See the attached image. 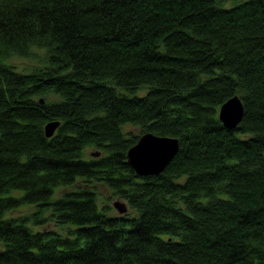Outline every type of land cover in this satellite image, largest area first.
Returning a JSON list of instances; mask_svg holds the SVG:
<instances>
[{
	"label": "trees",
	"instance_id": "16d2710c",
	"mask_svg": "<svg viewBox=\"0 0 264 264\" xmlns=\"http://www.w3.org/2000/svg\"><path fill=\"white\" fill-rule=\"evenodd\" d=\"M224 2L0 1V264H264V0ZM146 132L179 150L139 176Z\"/></svg>",
	"mask_w": 264,
	"mask_h": 264
},
{
	"label": "water",
	"instance_id": "95a60500",
	"mask_svg": "<svg viewBox=\"0 0 264 264\" xmlns=\"http://www.w3.org/2000/svg\"><path fill=\"white\" fill-rule=\"evenodd\" d=\"M239 95H233L219 106V119L228 128H236L244 115V106ZM60 121H50L45 126L46 137H51L58 128ZM175 137L160 136L151 132L143 133L127 153V164L139 176L157 175L164 171L169 161L179 150V140ZM113 206L119 215L128 213L125 202L116 201Z\"/></svg>",
	"mask_w": 264,
	"mask_h": 264
},
{
	"label": "rangeland",
	"instance_id": "374dc122",
	"mask_svg": "<svg viewBox=\"0 0 264 264\" xmlns=\"http://www.w3.org/2000/svg\"><path fill=\"white\" fill-rule=\"evenodd\" d=\"M2 1V0H0ZM241 1L243 2L244 0H229V2H224V6L229 8L235 4L241 3ZM35 53L37 54L35 57H29V58H22L19 56H13L12 58V62L14 65H16L18 67L19 70H23V69H28L32 66H38L40 65L41 61H40V57L43 55V50L41 49H35ZM38 56V57H37ZM130 130H132V132H136L138 133V129L136 128H129ZM104 152H102L99 149H93L90 148L87 150V155L88 156H93V157H98L101 156V154H103ZM97 193H98V199L99 201H102L106 204H109L112 207V211L111 214H119L117 209L113 206L114 202L116 201H121V202H125V200L121 197H111L109 190L107 189V187H105L103 184H97ZM128 213H131L132 210L130 209V207H128Z\"/></svg>",
	"mask_w": 264,
	"mask_h": 264
},
{
	"label": "bare ground",
	"instance_id": "6f19581e",
	"mask_svg": "<svg viewBox=\"0 0 264 264\" xmlns=\"http://www.w3.org/2000/svg\"><path fill=\"white\" fill-rule=\"evenodd\" d=\"M46 126V125H45ZM45 126H44V130H45ZM45 135H46V131H45ZM169 137H171V136H169ZM175 138H177V137H175ZM178 140V139H177Z\"/></svg>",
	"mask_w": 264,
	"mask_h": 264
}]
</instances>
